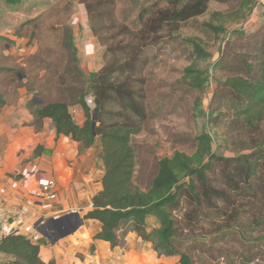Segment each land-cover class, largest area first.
I'll use <instances>...</instances> for the list:
<instances>
[{
    "label": "rangeland",
    "instance_id": "rangeland-1",
    "mask_svg": "<svg viewBox=\"0 0 264 264\" xmlns=\"http://www.w3.org/2000/svg\"><path fill=\"white\" fill-rule=\"evenodd\" d=\"M149 3L117 0L114 5L101 6L98 0H23L16 4L0 0V92L14 100L21 95V83L26 89L23 95L33 98L35 92L26 87L31 86L48 94L50 100L58 97L59 75L75 65L70 64L73 51L66 46L70 34L87 75L107 62L123 59L119 50L123 45L148 43L139 64L145 66L144 75L152 88L148 93L152 109L142 132L133 138L137 177L151 179L162 157L177 151L194 154L201 133L212 138L214 153L220 156L264 152V121L249 122L238 116V101L225 85L232 77L257 79L260 75L264 0L256 1L246 19L225 23L214 13H228L229 6L211 0L204 15L183 24L178 32L165 30L145 41L139 38L144 25L140 11ZM203 53L209 56L201 57ZM191 67L204 72L207 81L202 91L188 84ZM94 147L101 160L100 141ZM253 190L244 186L243 193L234 192V204L224 208L225 216L205 210L197 226L180 230L182 250L191 253L197 264H264V193L255 195ZM148 223L150 229L160 225L156 219Z\"/></svg>",
    "mask_w": 264,
    "mask_h": 264
},
{
    "label": "trees",
    "instance_id": "trees-1",
    "mask_svg": "<svg viewBox=\"0 0 264 264\" xmlns=\"http://www.w3.org/2000/svg\"><path fill=\"white\" fill-rule=\"evenodd\" d=\"M5 1L16 4L23 0ZM98 1L101 6H107L114 5L117 0ZM210 1L151 0L140 11L144 25L139 38L148 41L165 30L172 34L178 32L183 24L204 15ZM216 1L229 6L228 13H214L216 19L225 23L246 19L257 0ZM86 7L91 18L90 4ZM131 45L127 43L119 49L123 59L107 62L97 72L87 75L80 67L70 34L66 46L73 51L69 63L75 65L59 75V79L57 77L58 97L50 100L48 94L26 86L27 91L35 92L27 105L38 130L43 128L46 118H51L58 134L71 137L79 144L81 152L100 141L103 187L94 194L93 208L85 215L100 224L95 239L109 242L113 249L123 248L128 235L133 232L144 242L151 243L159 256L179 255L180 264H197L191 253L182 250L183 244L178 239L180 230L190 231L197 226L205 210L225 216L227 209L224 208L234 204L233 193H243L244 186L255 188V195L264 193V152L253 150L234 157L220 156L214 153L212 138L201 133L194 154L177 151L172 156L162 157L151 179L147 180L143 175L137 177V150L133 138L142 132L151 112L148 93L152 88L144 75L145 66L139 64L148 43ZM198 48L205 52L199 45ZM260 51L257 79L237 76L225 83L238 101L236 114L249 122L264 121V40ZM208 56L209 53L201 55ZM187 77L192 88L203 90L207 79L202 70L188 68ZM18 87L25 86L19 83ZM6 98V94L0 92V109L7 103ZM72 106H80L83 110L82 123L74 117ZM210 171L217 177H210ZM150 217L159 220L158 228L150 229ZM0 252L13 258L3 264H57L55 260H42L40 245L19 232L2 236Z\"/></svg>",
    "mask_w": 264,
    "mask_h": 264
},
{
    "label": "crops",
    "instance_id": "crops-1",
    "mask_svg": "<svg viewBox=\"0 0 264 264\" xmlns=\"http://www.w3.org/2000/svg\"><path fill=\"white\" fill-rule=\"evenodd\" d=\"M24 90L20 87L21 95L14 100L6 98L0 109L2 235H37L41 259L57 264H180L179 255L159 256L151 243L133 232L123 248L113 249L109 242L94 238L100 224L85 215L93 208L94 194L103 187V161L95 147L81 152L71 137L58 134L51 118H46L38 130L27 105L31 97L27 99ZM73 111L82 123L81 107L75 106ZM40 172L56 180V197L39 186ZM72 210H78L79 216L64 218ZM12 259L0 252L1 261Z\"/></svg>",
    "mask_w": 264,
    "mask_h": 264
},
{
    "label": "built area",
    "instance_id": "built-area-1",
    "mask_svg": "<svg viewBox=\"0 0 264 264\" xmlns=\"http://www.w3.org/2000/svg\"><path fill=\"white\" fill-rule=\"evenodd\" d=\"M19 174V172H16ZM38 184L42 188L43 191H48L50 193V197H56V189H57V182L54 178L48 176L45 172H40L38 176ZM51 190H55L52 192ZM71 212H79L78 210H72ZM2 225H1V219H0V239L2 238ZM38 238L37 235H35L32 240H36ZM36 242V241H35ZM0 264H3V261L0 260Z\"/></svg>",
    "mask_w": 264,
    "mask_h": 264
},
{
    "label": "water",
    "instance_id": "water-1",
    "mask_svg": "<svg viewBox=\"0 0 264 264\" xmlns=\"http://www.w3.org/2000/svg\"><path fill=\"white\" fill-rule=\"evenodd\" d=\"M93 126H94V124H93ZM71 216H79V212H71V213H68L67 215H65L64 218H69Z\"/></svg>",
    "mask_w": 264,
    "mask_h": 264
}]
</instances>
